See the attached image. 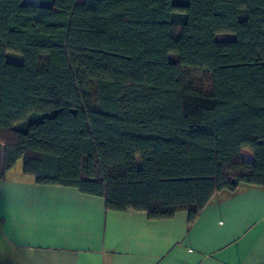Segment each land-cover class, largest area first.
<instances>
[{
  "label": "trees",
  "instance_id": "trees-1",
  "mask_svg": "<svg viewBox=\"0 0 264 264\" xmlns=\"http://www.w3.org/2000/svg\"><path fill=\"white\" fill-rule=\"evenodd\" d=\"M0 139L5 172L153 219L264 187V0H0Z\"/></svg>",
  "mask_w": 264,
  "mask_h": 264
},
{
  "label": "crops",
  "instance_id": "crops-1",
  "mask_svg": "<svg viewBox=\"0 0 264 264\" xmlns=\"http://www.w3.org/2000/svg\"><path fill=\"white\" fill-rule=\"evenodd\" d=\"M5 154L0 139V264H264V187L218 192L192 221L187 211L153 219L39 184L22 160L5 172Z\"/></svg>",
  "mask_w": 264,
  "mask_h": 264
},
{
  "label": "rangeland",
  "instance_id": "rangeland-1",
  "mask_svg": "<svg viewBox=\"0 0 264 264\" xmlns=\"http://www.w3.org/2000/svg\"><path fill=\"white\" fill-rule=\"evenodd\" d=\"M219 37L224 39V38L231 37V35H229V34H221ZM8 58L10 60H12V61L19 62L20 61V58L22 60V55L19 54V53L11 52V53H8Z\"/></svg>",
  "mask_w": 264,
  "mask_h": 264
}]
</instances>
